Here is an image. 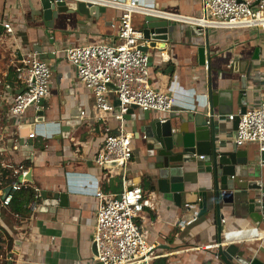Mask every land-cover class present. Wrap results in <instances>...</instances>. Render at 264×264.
Wrapping results in <instances>:
<instances>
[{
	"label": "crops",
	"instance_id": "1",
	"mask_svg": "<svg viewBox=\"0 0 264 264\" xmlns=\"http://www.w3.org/2000/svg\"><path fill=\"white\" fill-rule=\"evenodd\" d=\"M39 1L0 0V14L11 20L14 26V34L10 35L0 25V168L5 170V166L28 164L31 186L42 192L64 193L68 204L50 207L47 212L27 218L0 208V228L14 240L13 249L7 253L10 261L6 264H100L95 260L93 250L99 200L77 191L76 186L82 181L75 176L101 175L94 160L103 143L105 126L117 133L119 122L109 117L102 123L95 118L94 96L78 80L76 68L69 62L65 50L72 46L117 42L119 12L106 9L96 18L74 9L55 11L53 19L45 22L42 16L34 14ZM147 1L153 3L159 12L193 18L202 15V0ZM69 2L76 6V1ZM145 17L135 16L134 24L138 29L143 27ZM166 20L174 26L172 41L157 42L156 47H152V41L144 42L153 59L151 84L163 92H180L175 107L166 118L177 117L187 110L208 114L213 92L219 97L220 106L214 114L215 148L217 152H232L235 121L231 122L227 116L239 113L242 107L248 110L257 106L264 86V30L209 29L204 36H198L191 31V27L197 25ZM202 46L207 47L209 65L200 63L198 50ZM258 49V59H254ZM28 51L36 52L51 68V95L42 104L43 117L31 108L26 118L14 120L8 116L10 103L23 89L16 68L21 66V53ZM161 52H165L164 58ZM248 66H251L249 74L246 72ZM244 78L247 88L242 94ZM78 112L75 121L73 118ZM135 113L143 116L144 112L138 109ZM125 127L134 133L136 124L125 120ZM31 133L36 136L34 140L27 139ZM143 137V134L135 133L134 157L128 178L130 182L142 185L145 194L152 198L154 207L143 211L138 224L143 226L149 244L155 245L156 254L161 256L157 261L164 260L165 264H215L217 249L206 248L217 244L219 239L211 191L213 174L207 173L202 163L185 169L186 202L197 200V193L209 192L206 215L200 216L198 204L177 207L149 181V174L154 173L150 169L153 158ZM241 149L247 151L249 160L259 159L255 145ZM261 168L264 188V165ZM102 185L106 194L118 195L123 191L120 177ZM235 194L233 203L221 201L225 219L221 227L224 232L257 227L260 233L257 238L237 244L240 249L251 248L257 252L260 246H264V225L250 218L248 206L259 190H236ZM247 236L231 234L228 241ZM7 248L5 246L3 250L7 251Z\"/></svg>",
	"mask_w": 264,
	"mask_h": 264
},
{
	"label": "built area",
	"instance_id": "2",
	"mask_svg": "<svg viewBox=\"0 0 264 264\" xmlns=\"http://www.w3.org/2000/svg\"><path fill=\"white\" fill-rule=\"evenodd\" d=\"M63 1L84 2L119 12L117 42L72 46L65 50L69 62L76 68L78 80L94 96L95 118L102 123L109 117L119 122L117 133L111 132L105 126L103 143L94 160L101 175L75 176L82 181L76 186L77 191L83 195H93L99 200L93 232V242L97 249L95 260L100 264H154L161 256L156 254L155 245L149 244L143 226L138 224L143 211L153 208L154 204L151 196L145 194L142 185L129 181L135 132L126 130L124 116L135 106L142 112H151L164 122L175 107L180 92H163L151 84V57L142 50L147 40L142 30L135 26L134 18L137 15H153L163 19L181 20L202 27L205 31L264 30V0H202V15L199 18L156 11L153 3L147 0ZM0 25L8 34H14L12 21L3 18L1 14ZM160 55L164 58L165 52ZM20 64L16 71L23 89L13 97L8 113L9 118L14 120L26 118L31 108L35 112L42 110L43 102L51 95L53 74L48 64L34 51L22 52ZM238 116L240 119L234 143L238 147L255 145L261 156L264 153V86L257 106L246 110L245 114L240 111L227 117L233 122ZM82 117H85L84 112ZM35 138V134L31 133L27 139ZM260 164L264 165L262 161ZM6 169L8 174L0 182V208L8 210L16 192L31 188L34 198L29 209L32 214L42 212V191L31 186L28 179L30 169L24 164L5 166ZM116 177L121 179L122 193H104L102 184L110 183ZM7 189L10 191L5 195ZM263 201L264 188L261 185L257 205L260 206ZM231 234H248V238L228 241ZM259 235L257 227L225 231L221 244L206 248L237 245Z\"/></svg>",
	"mask_w": 264,
	"mask_h": 264
},
{
	"label": "water",
	"instance_id": "3",
	"mask_svg": "<svg viewBox=\"0 0 264 264\" xmlns=\"http://www.w3.org/2000/svg\"><path fill=\"white\" fill-rule=\"evenodd\" d=\"M70 3L63 0H41L38 3V10L34 14L42 16L45 22H50L55 11L68 12L74 9L80 14L96 18L106 12L104 7L87 5L84 2L75 3V7L71 6ZM144 21L141 30L144 38L152 41V47H156L157 42L168 43L172 41L174 26L169 20L148 15ZM191 31L198 36H204L206 33L199 26H192ZM47 36H49L48 33ZM142 50L148 51L146 47ZM206 50V46H202L198 50L200 63L203 66L210 63V59L206 57ZM39 53H42L41 50ZM258 53L259 49L256 50L254 59H258ZM152 61L153 59L150 58V66ZM250 69L251 66H248L247 74H249ZM246 83V78H244L242 94L247 88ZM216 108H220L219 97L211 92L208 114L187 110L182 115L168 118L162 122L149 111L144 112L143 116L137 115L135 112L138 108L133 106L124 118L135 122L136 128L133 131L143 134L148 144V150L152 152L153 164L150 169L154 173L149 174V181L154 183L152 185L157 187L166 200L175 202L177 207L198 204L200 216L206 215L210 203L209 192L197 193V200L189 204L186 202L185 169L196 167L198 163H202L205 171L213 174L214 185L211 191L214 196L216 220L219 226L218 243L221 244L224 236L221 227V222L224 219L221 201L233 203L236 190H261L262 168L258 161L264 163V153L259 156L258 160H249L247 151L242 150L236 144H234L232 152H217L215 148L217 133L214 119ZM246 110L247 108L242 107L241 113L245 114ZM221 111L223 110L221 109ZM36 113L39 117H43L42 110ZM79 113L73 118L75 121L79 117ZM209 114L210 117H207ZM239 119V116L236 117L234 123V137L237 135ZM201 156L204 158L202 159ZM28 179L31 180V173ZM140 181L141 178H139ZM9 191L7 189L5 195H8ZM42 198L44 207L41 211L44 212L49 211L50 207H65L68 204L67 195L60 192H42ZM256 200L257 197L249 200V216L257 224L264 225V201L258 206ZM93 250L97 255L95 244ZM215 259V264H264V246H260L256 252L255 249L251 248L240 249L236 244L220 245L216 250Z\"/></svg>",
	"mask_w": 264,
	"mask_h": 264
},
{
	"label": "trees",
	"instance_id": "4",
	"mask_svg": "<svg viewBox=\"0 0 264 264\" xmlns=\"http://www.w3.org/2000/svg\"><path fill=\"white\" fill-rule=\"evenodd\" d=\"M28 167V164H26ZM8 172L6 170H3L0 168V182L5 180V177L7 176ZM1 188V185H0ZM34 198V191L29 188L25 190H21L19 192H16L13 196V199L10 203L9 209L20 216L21 218H27L32 215L31 210L29 209V205L32 202ZM7 246L8 250L11 251L14 246V240L12 237H10L9 234H7L5 231H3L0 228V252L3 250V248ZM164 260H159L155 264H165L162 262Z\"/></svg>",
	"mask_w": 264,
	"mask_h": 264
},
{
	"label": "rangeland",
	"instance_id": "5",
	"mask_svg": "<svg viewBox=\"0 0 264 264\" xmlns=\"http://www.w3.org/2000/svg\"><path fill=\"white\" fill-rule=\"evenodd\" d=\"M1 13V12H0ZM127 131H128V129H126ZM254 148V147H253ZM258 159V157H256V159L255 160H257ZM260 167L258 166V169H259ZM259 171V170H258ZM259 173H260V171H259ZM8 249H7V251H6V249H4V250H2L1 252H0V264H6V262H9L8 261Z\"/></svg>",
	"mask_w": 264,
	"mask_h": 264
},
{
	"label": "bare ground",
	"instance_id": "6",
	"mask_svg": "<svg viewBox=\"0 0 264 264\" xmlns=\"http://www.w3.org/2000/svg\"><path fill=\"white\" fill-rule=\"evenodd\" d=\"M202 23H204V22H202Z\"/></svg>",
	"mask_w": 264,
	"mask_h": 264
}]
</instances>
